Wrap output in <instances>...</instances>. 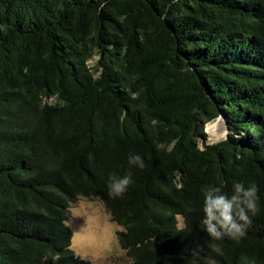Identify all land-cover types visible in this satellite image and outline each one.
<instances>
[{
	"label": "trees",
	"instance_id": "16d2710c",
	"mask_svg": "<svg viewBox=\"0 0 264 264\" xmlns=\"http://www.w3.org/2000/svg\"><path fill=\"white\" fill-rule=\"evenodd\" d=\"M219 117L227 137L204 143ZM130 153L145 167L111 198ZM234 181L259 212L212 239L202 188ZM82 197L124 227L128 264L197 247V264H264V0H0V264H91L67 222Z\"/></svg>",
	"mask_w": 264,
	"mask_h": 264
},
{
	"label": "clouds",
	"instance_id": "9594fccd",
	"mask_svg": "<svg viewBox=\"0 0 264 264\" xmlns=\"http://www.w3.org/2000/svg\"><path fill=\"white\" fill-rule=\"evenodd\" d=\"M129 170L124 175L110 173L108 190L111 198L122 197L134 183L132 168L143 169L145 162L138 153L128 156ZM259 188L255 182L247 186L242 181H234L231 193H226L222 186L208 185L203 193V226L206 233L215 240L228 237L239 240L251 225L252 217L259 212ZM182 230V229H181ZM193 264H197L199 247L191 249Z\"/></svg>",
	"mask_w": 264,
	"mask_h": 264
},
{
	"label": "rangeland",
	"instance_id": "374dc122",
	"mask_svg": "<svg viewBox=\"0 0 264 264\" xmlns=\"http://www.w3.org/2000/svg\"><path fill=\"white\" fill-rule=\"evenodd\" d=\"M218 120L212 121L213 125H217L215 131L219 132L218 137L214 138V133L206 129L208 137L204 143H216L227 137L230 130L225 120L223 117ZM204 143L200 142L201 147H204ZM67 222L73 231L72 249L91 264H128L132 261L118 240V232L124 230V227L112 220L99 198L78 199L69 208Z\"/></svg>",
	"mask_w": 264,
	"mask_h": 264
},
{
	"label": "bare ground",
	"instance_id": "6f19581e",
	"mask_svg": "<svg viewBox=\"0 0 264 264\" xmlns=\"http://www.w3.org/2000/svg\"><path fill=\"white\" fill-rule=\"evenodd\" d=\"M218 119H219V118H218ZM218 119H217V120H218ZM218 121H219V120H218ZM216 128H217V125H216V124L213 125V122H210V123L207 124V128H206V129L209 130V131H212V132L214 133V136H213L214 138L218 137V135H219V132H218V131H215ZM215 132H216L217 134H216Z\"/></svg>",
	"mask_w": 264,
	"mask_h": 264
},
{
	"label": "water",
	"instance_id": "95a60500",
	"mask_svg": "<svg viewBox=\"0 0 264 264\" xmlns=\"http://www.w3.org/2000/svg\"><path fill=\"white\" fill-rule=\"evenodd\" d=\"M226 122V121H225ZM227 124V123H226Z\"/></svg>",
	"mask_w": 264,
	"mask_h": 264
}]
</instances>
